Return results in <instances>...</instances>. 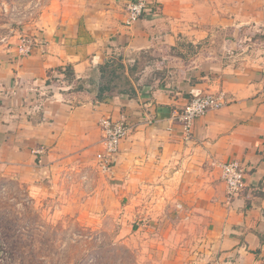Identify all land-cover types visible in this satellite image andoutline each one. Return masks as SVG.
Instances as JSON below:
<instances>
[{
    "label": "crops",
    "instance_id": "0c3cea01",
    "mask_svg": "<svg viewBox=\"0 0 264 264\" xmlns=\"http://www.w3.org/2000/svg\"><path fill=\"white\" fill-rule=\"evenodd\" d=\"M128 1L77 0L60 21L37 26L27 55L14 46L0 53V162L21 163L35 196L63 201L74 179L89 198L106 187L117 200L162 196L180 218L204 221L206 264H264V43L263 50L244 49L233 28L251 18L247 1L146 0L143 16L124 26ZM181 39L208 44L176 57L177 75L164 83L129 78L137 54L175 57L169 49ZM68 65L71 79L56 73ZM117 66L125 67L131 98L113 81ZM216 92L227 103L195 119L186 136L173 110ZM122 115L132 128L104 174L96 160L99 121ZM228 160L241 163L247 187H259L261 199L247 206L251 196L242 192L227 200L219 164Z\"/></svg>",
    "mask_w": 264,
    "mask_h": 264
},
{
    "label": "rangeland",
    "instance_id": "374dc122",
    "mask_svg": "<svg viewBox=\"0 0 264 264\" xmlns=\"http://www.w3.org/2000/svg\"><path fill=\"white\" fill-rule=\"evenodd\" d=\"M246 1L251 18L233 27L235 36L243 38L244 49L263 50L264 0ZM78 3L0 0V53L9 46L18 51L23 38L34 42L38 25L60 21ZM225 6L218 9L219 14L231 5ZM200 12L204 15L208 10ZM222 27V36L232 38L231 28L229 32ZM207 44L205 40L193 44L181 39L169 49L175 57L165 59L151 52L139 53L133 69L128 70L129 78L164 83L177 75L172 65L178 58L188 59ZM124 68L117 66L113 81L127 89ZM78 182L73 180L72 192L63 201L48 193L35 196L23 180L21 163L0 162V264H206V225L180 218L175 202L163 201L162 196L157 200V195L154 199L145 195L138 201L117 200L107 187L89 198Z\"/></svg>",
    "mask_w": 264,
    "mask_h": 264
},
{
    "label": "built area",
    "instance_id": "2783aa9c",
    "mask_svg": "<svg viewBox=\"0 0 264 264\" xmlns=\"http://www.w3.org/2000/svg\"><path fill=\"white\" fill-rule=\"evenodd\" d=\"M146 7V0H130L124 12V26H131L138 21L143 16ZM30 46L31 41L29 39H21L18 49L19 54L27 55ZM226 103L227 99L223 92L199 94L192 97L181 107L174 109L172 118L180 124L183 133L188 136L195 119L209 111L220 109ZM99 126L101 130L100 150L96 154V160L99 170L104 174H108L113 167L119 143L128 134L132 124H129L126 116L122 115L117 119L103 118L99 121ZM219 169L226 198L231 201L247 187L245 169L237 160L225 161L219 164Z\"/></svg>",
    "mask_w": 264,
    "mask_h": 264
},
{
    "label": "trees",
    "instance_id": "16d2710c",
    "mask_svg": "<svg viewBox=\"0 0 264 264\" xmlns=\"http://www.w3.org/2000/svg\"><path fill=\"white\" fill-rule=\"evenodd\" d=\"M56 73L57 74L63 73L64 76H66L69 79H71L73 77V71H72V68L70 65L65 67V69H63V70L61 67L57 68ZM108 89H109L108 86H104L99 90V92L97 93V97H96L98 101L103 100L105 98L104 96H106V95L103 96V92L105 90H108ZM126 91H127V94L129 95L130 98L134 96V90L132 87L128 88ZM126 118H127L128 123L132 124V122L128 119V117H126ZM242 192H243V194L245 193V196H248V194L251 196L250 199L249 198L246 199L247 206L251 203L252 198H255V199H261L262 198L261 191L259 190V187H256V186L246 187Z\"/></svg>",
    "mask_w": 264,
    "mask_h": 264
}]
</instances>
